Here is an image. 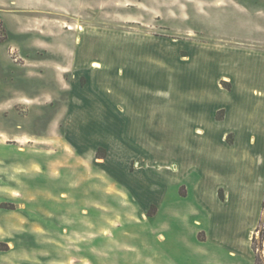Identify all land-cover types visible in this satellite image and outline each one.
<instances>
[{"label":"rangeland","instance_id":"1","mask_svg":"<svg viewBox=\"0 0 264 264\" xmlns=\"http://www.w3.org/2000/svg\"><path fill=\"white\" fill-rule=\"evenodd\" d=\"M262 118L264 0H0V264H264ZM257 164L251 248L228 256L236 213L184 198L252 202Z\"/></svg>","mask_w":264,"mask_h":264},{"label":"crops","instance_id":"2","mask_svg":"<svg viewBox=\"0 0 264 264\" xmlns=\"http://www.w3.org/2000/svg\"><path fill=\"white\" fill-rule=\"evenodd\" d=\"M75 58H80L79 56L77 57V56H75ZM96 59V58H95ZM90 60H92V59H90ZM95 61H93L92 62V64L94 63ZM221 70L222 69H224V67H222V68H220ZM193 70V69H192ZM194 71V70H193ZM194 73V72H193ZM187 74H189L188 76H192V74H191V70H190V73H188L187 72ZM140 79H143L142 77H140ZM145 84H146V86H145V88L147 87V88H149V87H155L154 85H150L149 83H148V81H146L145 82ZM205 84H200V86H202L201 88H203V87H208L207 85H205ZM197 86V85H196ZM195 86V87H196ZM195 87H193V85L191 84V83H189V86L187 85H185V88H184V85H182L181 84V86H180V89H179V91H180V93H187V92H192L193 91V89L195 88ZM193 88V89H192ZM154 89V88H153ZM143 88L141 87V91H139V99H135V100H131L130 101V103L129 104H127V103H123V105H125V107L127 108V109H129L130 110V117H132V118H135V120L136 119H139V120H142V119H140V116H144L146 113H147V104L145 103V101L143 100V98H140V97H142V92H143ZM196 91H199L198 90V88H197V90ZM130 95V94H129ZM132 98H133V94H131L130 95ZM186 104V106H187V108H190V109H192V108H197L198 107V105H197V103H193V101H186L185 102ZM231 104H232V102H231ZM233 105V104H232ZM180 105L178 104V105H174V109H176L177 107H179ZM226 107H229V104L228 105H226ZM231 108H232V106H231ZM231 108L229 109V112H230V110H231ZM140 115V116H139ZM147 115V114H146ZM250 120V119H249ZM249 120H239V126H241L243 129H248V126H249V123H250V121ZM131 121V123H133V120H130ZM259 122H261V124H263V122H264V120H263V118L262 119H260L259 120ZM177 123V122H176ZM193 125V124H192ZM251 125V124H250ZM198 125H195L194 127H193V129L196 131V130H200V131H198L197 132V134H201V131L203 132L204 131V127H198ZM241 127H239V128H241ZM256 127V126H255ZM161 128H164V127H161ZM256 129V128H255ZM163 130V131H162ZM134 131V126H131L130 127V133L131 132H133ZM193 131V130H192ZM194 131V132H195ZM256 132V131H255ZM255 132H253L252 131V133H248L249 135H246L245 136V139L246 140H249V139H252L253 140V143H251L250 144V147H249V159H247V158H243V156H242V158H241V156L239 155V159L237 160V159H235L234 161L237 163V161H238V163L235 165L234 164V167H236L238 164H239V167L240 168H242L243 169V167H244V169L246 168H248L247 167V164L248 163H252L253 162V160H254V165H256V161H255V159H254V156L256 155V146H255V142H256V140H258V134L257 133H255ZM157 133H158V135L161 137V135L163 134V133H165V134H167V132L166 131H164V129H157ZM255 133V134H254ZM128 134H129V129H128ZM204 134V133H203ZM172 134L170 133L169 134V132H168V136L170 137ZM202 135V134H201ZM210 136V135H209ZM207 136V138H208V140H217V136H215V135H213V136ZM130 137L128 136V138H127V140L129 139ZM191 140H189V142H191V144H190V146L191 147H193V145H194V148H196L195 147V144H194V142H193V139L192 138H190ZM130 140H131V138H130ZM208 142V141H207ZM220 142H222L221 140H220ZM181 143H176L174 146H171L172 144H170V146L172 147V148H174V150H175V155L176 154H178V156H179V154H180V152H179V149H180V147H181V145H180ZM182 148V147H181ZM178 149V150H177ZM195 151V150H194ZM178 152V153H177ZM186 152V154H187V156H190V158H197V157H199V153H197L196 151L195 152H191V150H186L185 151ZM263 153V152H262ZM165 155V154H164ZM164 157V156H163ZM206 160L207 159H209V158H207V156L206 155H204L203 156ZM210 159H211V157H210ZM178 162H181L180 161V158H179V160L178 159H176ZM181 165V163L178 165V166H180ZM243 166V167H242ZM233 168V167H232ZM222 169H223V167H222ZM257 169H258V172H257V198H252V202L253 201H255L254 202V204H252V202H249L248 201V199L245 197L244 199V201L242 202V204H239V203H241V202H239V200H241V198L242 197H235V195H236V192H235V190H236V188H232V190H233V193L234 194H232L231 196H228L226 199H225V201H223V202H219V203H221V207H219V208H217L216 210L215 209H213L212 208V206L207 202V201H205V200H202V198L200 199H197V197H194L193 195H191V196H189L187 199H185L184 198V200H187V201H189V200H195V203L196 202H198V205L201 207V205L203 206L204 205V207L206 206V204H208L209 206H210V208L212 209V211H211V214H212V220H213V218L214 217H216L217 216V214H216V216H215V214L214 213H219L220 215H223V214H227V215H229V214H235L236 213V215H237V217H236V219H235V223H233V225H234V229H236L237 230V233L240 235L239 237H234V238H237V239H235V240H232L231 241V243H229V246H228V248H227V255L229 256V255H234L235 253L234 252H236V251H238V250H240L241 251V253H243L244 255H246L247 256V254H246V249L247 250H250L249 249V247L251 248V238H252V235H253V232H254V229L256 228V226H257V221L259 220V218H260V214H261V211H260V209H261V206H262V199H261V196H262V190H261V187L259 186L261 183V178H262V174H261V172H262V169H263V167H261V166H258V164H257ZM180 170H181V167H180ZM198 170V171H197ZM182 171V170H181ZM223 171V170H222ZM195 172L196 173H194L193 175V177L194 178H198V179H200V176H205L206 178H208L209 177V175L206 173V174H203L202 173V170L200 169H195ZM203 174V175H202ZM233 177V176H232ZM232 179H234V177L232 178ZM209 180L210 179H207V182H209ZM210 182H211V180H210ZM6 186V185H5ZM3 188H5V187H3ZM193 194V193H192ZM6 194L4 193V192H2V191H0V203H2L3 201H5V199H6V196H5ZM246 201H248V203L251 205H246ZM246 205L247 207H244L243 205ZM240 205H241V207H240ZM241 208V209H240ZM190 210V213H189V215L190 216H192L193 214H198V215H200L201 214V210H199L198 208H193L192 210H191V208L189 209ZM193 210H197L196 212H193ZM199 210V211H198ZM238 213H239V216H238ZM224 216V215H223ZM254 216H256L257 217V220L254 218ZM226 219H228V220H226ZM232 217H229V216H227V217H222V222L224 221L225 223H228V221L229 220H231L232 221ZM215 220H216V218L214 219V223H215ZM215 225V224H214ZM219 225V224H218ZM211 228V232H213V231H215L216 230V228H217V226L215 225V226H211L210 227ZM199 234H202V233H199ZM199 234H198V236H199ZM206 234L204 233V238H206V236H205ZM210 236V235H209ZM209 239H210V237H209ZM198 240H199V238H198ZM199 241H202V240H199ZM223 241V249H222V252H223V250L227 247V243H225V242H227V241H225V240H222ZM230 242V241H229ZM249 246V247H248ZM248 252V251H247ZM252 252V251H251ZM252 258H253V264H254V257H253V252H252ZM192 264H194V262H191ZM211 262H207V263H205V264H210Z\"/></svg>","mask_w":264,"mask_h":264},{"label":"trees","instance_id":"3","mask_svg":"<svg viewBox=\"0 0 264 264\" xmlns=\"http://www.w3.org/2000/svg\"><path fill=\"white\" fill-rule=\"evenodd\" d=\"M259 261H260L259 258H257V256H256L254 264H258Z\"/></svg>","mask_w":264,"mask_h":264},{"label":"bare ground","instance_id":"4","mask_svg":"<svg viewBox=\"0 0 264 264\" xmlns=\"http://www.w3.org/2000/svg\"><path fill=\"white\" fill-rule=\"evenodd\" d=\"M95 67H97V66H95Z\"/></svg>","mask_w":264,"mask_h":264}]
</instances>
